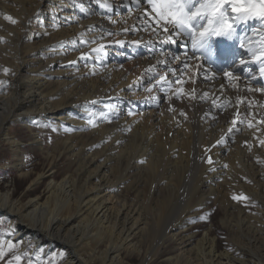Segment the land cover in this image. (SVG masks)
Returning a JSON list of instances; mask_svg holds the SVG:
<instances>
[{
    "label": "bare ground",
    "instance_id": "6f19581e",
    "mask_svg": "<svg viewBox=\"0 0 264 264\" xmlns=\"http://www.w3.org/2000/svg\"><path fill=\"white\" fill-rule=\"evenodd\" d=\"M44 6L59 26L34 43ZM0 16L22 26L15 40L0 18V44L20 47L14 72L0 64V146L13 150L0 166L19 176L0 184L7 236L64 250L63 264H264L258 61L226 70L236 52L194 51L149 0H0ZM234 25L246 35L225 41L260 47L258 19ZM48 123L59 125L53 144ZM28 148L46 165L30 168ZM206 212L199 236L192 219Z\"/></svg>",
    "mask_w": 264,
    "mask_h": 264
},
{
    "label": "snow or ice",
    "instance_id": "6c2138e0",
    "mask_svg": "<svg viewBox=\"0 0 264 264\" xmlns=\"http://www.w3.org/2000/svg\"><path fill=\"white\" fill-rule=\"evenodd\" d=\"M149 3L159 17L157 23L163 21L165 24H171L177 35L183 33L188 36L194 51L206 48L213 36L232 39L237 31L234 24L258 19L261 27H264V0H149ZM5 18L16 23L11 16ZM164 30L168 31L167 27ZM168 41L175 42L171 36ZM241 47H244L243 42ZM94 51L99 52L100 49ZM249 52L253 59L259 62L260 73L264 75V38L261 39L259 48H250ZM226 75L232 76L231 73ZM13 247L14 245L9 244L8 250L5 251L0 245V259ZM15 259L19 261L20 257L16 256Z\"/></svg>",
    "mask_w": 264,
    "mask_h": 264
},
{
    "label": "rangeland",
    "instance_id": "374dc122",
    "mask_svg": "<svg viewBox=\"0 0 264 264\" xmlns=\"http://www.w3.org/2000/svg\"><path fill=\"white\" fill-rule=\"evenodd\" d=\"M44 9L47 13V15L45 17V21L47 24L35 25L36 27H34L32 29V32H30L28 34L30 36H33L31 40L34 43H40V42L44 41L45 39H47V37L51 34V33H49V31L54 32L55 28L57 31V28L59 26L58 24H56V20L51 17V15L54 14L51 11V8L44 6ZM20 16H21V13H19L18 10L15 11V17H20ZM0 18H2V16H0ZM2 19L5 22V23H3L6 26L5 29L10 34V36L16 40L15 36L20 31L22 26H18V22L12 23L9 20H6L4 18H2ZM15 40H13L12 42H9L7 44H6V42H3L0 44V64L2 65V67H8L10 69L8 71V74L15 71V67H16L15 64H17L15 58L12 55H8V54H11V51H10L11 49L16 48V49H14L16 51H19V49H20V47L18 46V44L16 43ZM12 45L14 48L12 47ZM5 54H6V56L8 55V58L4 57ZM79 69H81V67H79L77 69L68 68V70H70L72 74L76 73V71ZM64 120H66V119H64ZM37 122H38V120H37ZM15 125H13L12 130L15 131L16 133H18L21 136V138L23 137V139L28 140L29 135L27 134L26 129H22V127H21L22 125H20V124H15ZM54 125L55 124H49V126H48V128L51 129L50 138H51L52 144H53V142L56 141L55 139L57 138V136H56L57 135L56 134L57 133V127L59 126V125H55V126ZM33 126L36 128V130H40V127L38 126L37 123L33 122ZM3 149H4V147L1 145L0 146V155L4 154V156H1V157L4 160H6L12 155L13 150L8 147L7 151L2 152ZM26 155L29 158L28 163L30 164L29 165L30 168H34L35 164L37 165V167L46 165V162H45L46 156H44L40 152L34 153L33 149L28 148L26 150ZM6 156H7V158H6ZM43 163H45V164H43ZM59 163H60V165L57 167V170H58L59 175L61 176L62 172L65 171L67 168V166H66L67 162L63 163V161L61 160V161H59ZM18 177H19L18 173H17V171H15V169L13 167H11L9 169H3L0 166V184H3L5 182L12 183V182L16 181V179ZM17 184H19L18 180H17ZM25 186H26V184H23V185L19 184L17 193L20 194L21 192H23V190L26 188ZM208 215L209 214L206 212L204 215L201 214L200 216L192 219V220H196L195 224H197V226L193 225V227H195L197 229L199 236H200V232L202 233L203 229L205 228V222L208 218L207 217ZM214 224L217 228V231L220 233V237L222 239L221 241L223 243L229 242V239H228L227 233H226L227 230L225 228H223L219 218L214 219ZM8 230H9L8 224L6 223V221H4V219L2 217H0V245L3 246L5 251L8 250L9 244L14 245V247L11 249V251H8V254L3 259H0V264H63L66 261V254L63 252L64 250L62 251L59 248L52 250L50 247L46 248L45 246H40L39 248H41V249L38 248V250H36L35 247L33 248L34 242L31 239H27L26 242H24V241L17 242L13 239L14 238L13 236H7L6 235ZM16 256L20 257L19 261H17L15 259ZM134 256L135 257L133 259V263L138 264V262L141 260V258L137 255H134ZM153 264H158V263L154 262Z\"/></svg>",
    "mask_w": 264,
    "mask_h": 264
}]
</instances>
